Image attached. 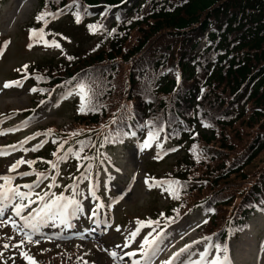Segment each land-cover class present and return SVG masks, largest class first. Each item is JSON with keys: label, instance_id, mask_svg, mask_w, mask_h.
Returning a JSON list of instances; mask_svg holds the SVG:
<instances>
[{"label": "trees", "instance_id": "trees-1", "mask_svg": "<svg viewBox=\"0 0 264 264\" xmlns=\"http://www.w3.org/2000/svg\"><path fill=\"white\" fill-rule=\"evenodd\" d=\"M100 2L103 12L77 23ZM37 4L30 30L54 18L38 22L41 13L64 14L83 46L28 67L36 90L31 108L56 89L75 87L84 111L80 106L69 123L51 128L34 159L51 167L70 154L74 176L132 134L163 133L180 150L160 176L175 183L154 224L169 226L198 210L207 221L199 237L223 250L250 218L264 214V0Z\"/></svg>", "mask_w": 264, "mask_h": 264}, {"label": "rangeland", "instance_id": "rangeland-1", "mask_svg": "<svg viewBox=\"0 0 264 264\" xmlns=\"http://www.w3.org/2000/svg\"><path fill=\"white\" fill-rule=\"evenodd\" d=\"M119 1L133 4L138 0ZM104 5L100 2L81 18L97 17L105 10ZM36 9V0H3L0 5V177L8 178L0 179V221H7L0 223V264H30L22 253L34 264H224L225 256L227 264H264V215L259 213L248 221L243 232L228 239L226 251L219 252L210 241L197 239L204 216L195 211L161 232L152 248L146 246L148 257L141 253L144 237L150 240L158 230L152 224L147 226V222L152 213L168 204L166 185L150 187L145 179L150 184L162 181L160 176L170 171L168 165L180 150L164 137L153 140L132 136L107 151V162L93 163V178L85 177L89 165L68 186L73 176L70 170L74 169L70 154L54 161L55 167H46L36 159L31 166L19 164L10 170L17 161H28L39 151L41 140L46 144L54 134L51 128L69 123L77 109L71 103L72 92L61 89L27 117L25 114L30 112L22 111L33 105V91L27 80H21L20 87H4L6 82L18 81L24 65L58 61L75 52V47L77 50L83 46V41L73 36L71 23L61 16L37 28L43 30L44 41L55 42L59 48L30 40L24 28L33 25ZM113 17L110 11L105 18L107 24ZM146 141L150 146L141 150ZM34 170L43 174L33 178ZM21 204L25 207L16 215L14 206ZM45 204L52 207L42 212ZM138 221L145 222V226L132 237ZM4 244L9 247L5 249ZM112 252L115 257L110 255ZM133 252L137 254L127 255Z\"/></svg>", "mask_w": 264, "mask_h": 264}, {"label": "snow or ice", "instance_id": "snow-or-ice-1", "mask_svg": "<svg viewBox=\"0 0 264 264\" xmlns=\"http://www.w3.org/2000/svg\"><path fill=\"white\" fill-rule=\"evenodd\" d=\"M46 15H52L54 18H55V16H56L55 13H47V14H46V13H41L40 15H38V16L36 17V20H37L38 22L41 21V20H44V18H45ZM79 20H80V17H79V15H77V16H76V21H77V23H79ZM94 27H95V26H89L90 30H93ZM29 31H30V36H29V39H30V40L35 39L36 41H44V33H43V30H42V29L39 30V31H37V30H29ZM44 44H45L46 47H48V46H53V47H57V48H59V45L56 44L55 42H52L51 44H49L48 41H44ZM31 46H32V45L30 44L29 47H31ZM69 59H71V57H69ZM27 67H28L27 65H24V66H23V69L26 71ZM18 71H20V70H18ZM25 78H27V76H25ZM20 86H21V82H20V81L6 82V83L4 84V87H5V88H9V87H20ZM32 91H36V90H35V89H32ZM82 99H83V97H82ZM80 111H81V112L84 111V107H83V105L81 106ZM0 135H2V133H0ZM21 143H24V142H21ZM149 146H150L149 142L146 141V142L142 145L141 150H143L144 148H148ZM11 147H12L13 149H15L16 146L13 145V146H11ZM32 150L35 151L36 149H32ZM0 154H3V152L0 151ZM24 163H27L29 166H31L32 163H34V162H33V161L19 160V161L16 162V165H13V166H12V169H10V170H15V168H16L19 164H24ZM53 167H55V165H53ZM25 175H27V173H25ZM0 179H3V180H5V181L8 180L7 177H0ZM172 183H175V182H168V181H155V180H153V181H151V184H150L149 180H148L147 178L145 179V184H146V185H149L150 187H152V186L160 187V186H162V185H165V184H169V185H170V184H172ZM25 187H31V186H29V185H25ZM165 190L167 191L168 189H165ZM12 191H15V190H12ZM17 195H20V196H21V199H24V198H25V196H24L23 194L17 193ZM5 198H6V197H5ZM41 199H43V198L41 197ZM58 199H59V198H58ZM54 203H55V202H54ZM69 203H75V201H70ZM14 207H15V214H16V215H19L20 212L23 210V208H24L25 206L21 204V205H15ZM51 207H52L51 204H45V205H44V208L41 209V211L43 212L45 209H51ZM0 216H3V209H2V208H0ZM0 223H7V221H0ZM137 223H138V227H137V229H136L135 231H133V232L131 233V236H132V237H135V236L139 233V231H140V227L145 226V222H143V221H138ZM153 223H158V221H148V222H147V226H151V224H153ZM205 223H207V221H205ZM28 239H29V242H32V241L30 240V238H28ZM155 243H156L155 238H154L153 240L150 241V240L148 239L147 236L144 237L143 242L140 244V251H141V253H142L145 257H148L149 253H148L147 251H145V247L147 246L148 248H152V246H153ZM3 247H4L5 249H7V248L9 247V245H8V244H4ZM16 247H19V245H16ZM186 247H190V246H186ZM218 250H219V249H218ZM180 251L183 252V251H185V249H181ZM224 251H226V249H224ZM136 254H137V253L133 252V253H128L127 255H129V256H134V255H136ZM0 255H2V253H0ZM110 255L113 256V257H115V256H116V253L112 252V253H110ZM176 255H179V253H177ZM22 256H24L25 259L29 260V261H30V264H34V262L31 261V258H30V257H27L26 254H23V253H22ZM133 264H140V262H139V261H134ZM214 264H219V262L216 261V262H214ZM224 264H227V257H226V256L224 257Z\"/></svg>", "mask_w": 264, "mask_h": 264}, {"label": "bare ground", "instance_id": "bare-ground-1", "mask_svg": "<svg viewBox=\"0 0 264 264\" xmlns=\"http://www.w3.org/2000/svg\"><path fill=\"white\" fill-rule=\"evenodd\" d=\"M52 19H53V18H52ZM52 19H51V20H52ZM51 20H50V21H51ZM50 21H49V22H50ZM160 137H164V136H163V133H162V135H161ZM160 137H157V138H160ZM164 139H165V138H164ZM182 222H183V221H182ZM183 225H184V224H183ZM183 225H182V226H183ZM182 229H183V228H182ZM175 230H176V229H175ZM180 231H181V230H180Z\"/></svg>", "mask_w": 264, "mask_h": 264}]
</instances>
